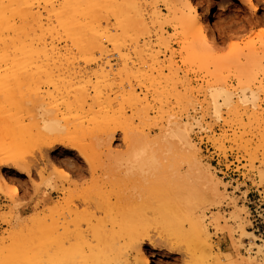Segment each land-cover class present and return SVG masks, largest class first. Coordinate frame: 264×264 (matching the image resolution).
Listing matches in <instances>:
<instances>
[{
  "label": "bare ground",
  "instance_id": "obj_1",
  "mask_svg": "<svg viewBox=\"0 0 264 264\" xmlns=\"http://www.w3.org/2000/svg\"><path fill=\"white\" fill-rule=\"evenodd\" d=\"M145 1L0 0V35L3 36L0 38V109L6 104L5 112L9 113L6 114L7 118L0 119V166L30 175L32 170H36L35 164L47 158L50 169L60 179L55 180L51 176L45 178V170L38 169L36 176L41 184L33 188L38 197L36 206L46 204L54 194L69 196L59 210L47 216L53 221L51 237H40L37 241L17 245L18 264H150L143 245L147 242L153 249L160 246L146 234V221L150 218L168 219L169 227H175L176 231L181 223L187 221L190 240L195 241L200 251V256L196 258L195 255L192 260L194 264H224L227 261L225 255L214 253L210 222H207L205 213L208 203H204L211 200L215 204L225 194L222 195L216 175L212 176L209 168L205 170L200 166L197 157L199 148L191 140V133L194 126L211 131L213 125L207 123L204 126L203 121L207 115L220 119L223 110L237 115L250 109L253 111L251 119L258 121L255 110L262 105L260 99L261 93H264V54L259 58L260 51L256 49L255 40L251 39L250 43H244V47L236 46V39L235 44L232 41L230 45L228 41L230 48L226 47L227 50L220 44L219 47L224 50L217 47V53H207L208 49L211 52L215 48L211 44L213 34L208 32L214 29L222 37L231 38L225 29L228 26L214 22L210 8H206V14L200 18V6L192 0H163L169 13L166 14L170 17L165 16L166 19L163 15L162 18L174 28L179 25L182 30L181 46L186 56L180 63L207 70L204 73L207 79L202 80L203 84L195 89L190 79H186L187 74L180 70L183 67L177 66L174 60L172 62L171 56L170 61L167 59L166 74V64L162 62L163 59L160 61L159 50L150 41L142 45L140 41H135L140 34L143 36L141 30L149 34L147 19H155L157 23L161 19L162 12L156 10L157 6L152 4V0L150 3ZM241 1L253 7L254 12L258 11L254 0ZM149 7L155 10L150 13ZM104 13L114 16L116 23L113 26H110ZM144 13H150L146 15L149 18H145ZM103 18L107 21L104 25L101 22ZM152 21L151 25L154 26ZM250 24L252 26L253 23ZM140 28L138 35L136 30ZM132 31L136 34L133 37L135 44L129 46L127 41L131 40L129 32ZM257 34L264 47L262 34L254 32V35ZM59 39H64L66 44L60 46ZM165 42L166 49L168 41ZM109 46L116 51V63L109 58L110 51H113L108 50ZM205 47L207 50L203 53ZM246 49L248 53L245 55ZM75 50L84 58L83 67L80 60L77 61L79 58ZM96 50L99 54L97 57L94 55ZM170 52L173 53V50ZM136 57H139V61L143 59L141 62L146 64V73H136L141 69L135 70ZM92 64L96 66L93 74L88 71ZM42 80L49 88H45L48 90L45 96L41 95V85L38 84ZM141 84H144L145 90ZM140 86L142 92L138 90ZM196 92L203 94L202 101L198 102L200 114L190 115L185 111L187 114L183 120L182 116L185 115L180 113L182 110L176 112L173 104L171 112H162V104L165 100L168 104L172 98L176 99L178 105L185 107V102L192 107ZM157 102L159 106L156 110L160 116L151 119L150 111L156 108ZM127 109L135 112L129 115ZM193 109L197 111L196 107ZM136 119L140 120V124H136ZM150 120L163 126L160 135L154 139L147 132ZM118 136H121L122 151L112 148ZM56 147L75 151L76 162L73 165L67 159L52 162L53 158L48 155ZM33 149L39 154L38 159L28 156ZM184 163H187L186 171L182 167ZM112 177L126 181L125 186L122 184L123 187H118V191L115 188L116 192L110 194H106L107 191L105 194L97 192L100 189L98 187L96 190L97 181ZM77 178L81 182L77 183ZM14 179L1 176L0 181V187H4L1 190L5 192L2 194L8 193L12 199L20 193V186ZM113 197L116 200L111 203ZM181 199L185 206L180 204ZM149 201L156 204L152 202L149 205ZM99 204L106 206L107 210L103 209L98 217L102 210L97 211ZM80 206L82 210H79ZM180 206H184V209ZM84 216L111 219L112 228L109 231L101 228L83 231L77 225L71 230L67 222L59 224V220L63 222ZM16 218V222L21 220L20 215ZM220 218L219 215L213 220L216 228ZM127 237L129 244L125 249L128 251L122 253L124 245L121 240Z\"/></svg>",
  "mask_w": 264,
  "mask_h": 264
},
{
  "label": "rangeland",
  "instance_id": "obj_2",
  "mask_svg": "<svg viewBox=\"0 0 264 264\" xmlns=\"http://www.w3.org/2000/svg\"><path fill=\"white\" fill-rule=\"evenodd\" d=\"M147 1L150 3L151 0H146L145 3ZM192 1L196 5L198 4L197 6H200V7H198L199 12H200V18L202 16H204L206 14L207 10L210 8V10L212 11V13L210 12V14L212 15V20L214 22H216L217 24H219L220 26L221 25L222 26H228L225 29L228 32L229 36L233 37V38L232 37L231 38L230 37L224 38L221 36L220 33L215 32L214 29L212 28L213 32L209 31L208 33H210V35L213 34V35H211V37L213 36L212 38H213L216 46H215L213 40H211L212 38L210 37L211 44H212L213 48L214 47L215 48L212 49V51L210 52V51H208L209 49L207 50L206 49L207 47H205L204 52L202 51L203 53H205V51L207 50L206 51L207 53L215 54L218 52L217 47L220 50L222 45H224L223 48L225 50H227L230 48V45L233 44L232 41H234V40L236 41V39H237L238 43H236L234 41V44L236 43V46L238 44L239 46L241 45V47H244L245 46L244 43H246V44L250 43L251 42L250 39H251V40H255L254 42L256 43V46H257L256 49L258 48V50L260 51L258 53L259 58L264 54V52H263L264 47L260 43V40H259L260 37L258 38V34H257V36L254 35V32L256 34L259 31V34H262V36L261 35L260 36L264 38V0H254V4L258 7V11H255V12L253 11L254 9H252L253 7L251 8L250 5L246 4L245 2H243L241 0H210V1L209 0H205V1L204 0H192ZM151 2H152V4L154 3L153 5L157 6L156 10L158 12H162V14H160V16H161V19H163V21H161V23H160V20H161L160 19L159 20L160 24H159V23H157L158 21L154 22L155 19H154V21H152L151 18L147 17L148 14H150L152 11L155 10V9L152 10L153 7H149L148 12H150V13H147V14L144 13V16H145V18H149L154 23V26L151 25V21L149 19H147L146 22L149 23L148 27L150 29L147 32L149 34L146 35L145 34L146 32L142 31L141 30L142 28H140V29L136 30V32H138L137 33L138 35H139V33L142 32L143 36H141V34H140V37L138 36L137 37L138 39L135 41H140L141 45L144 42L148 43L150 41L151 42L150 44L152 46H154L155 49L157 48L159 50L160 61H162V59H163L162 62L163 63L165 62V64H166L164 66V70H166V74L168 73L167 72L168 70L165 67L169 64V63L167 64V62L170 61L169 59L171 58L172 59L171 61L173 62V60H174V62L177 66L184 68V69L182 68L180 70L183 71L184 74H187L186 79H188V80L190 79L189 81H191L192 87H194L195 89L196 88L198 89V87H200L203 84V81H205L207 79L204 77L207 70H204V68H198V66L197 67L196 66L191 67V66H189V64L188 65L182 64L184 56H186L185 55L186 52H184L185 50H182L183 47L181 46L182 38H180V37H182L181 36L182 30H180V26L178 25L177 28L176 27L174 28L173 25H170L168 20L166 21V19H168L170 16L168 15L169 13L163 4L164 3L163 0H158V1L152 0ZM204 5H205V7H204ZM158 7H159V9H158ZM206 8H207V10H206ZM204 10H205V12H204ZM201 11H202V13H201ZM145 12H146V10H145ZM166 13H168V14H166ZM251 13H253V14H251ZM104 15H102V17L103 16L105 18L108 17V19H109L108 21H110L108 23H110V26H113L114 23H116L114 16L112 14L104 13ZM106 15H107V17H106ZM162 16L166 19L164 20V18H162ZM165 16H167L168 18ZM221 16H223L224 19ZM256 17H257V19H255ZM105 18H103L104 21L101 19V22L103 25H104V23L107 22ZM246 20H248V21H246ZM253 21L256 23H254ZM246 23H248V26L246 25ZM250 23H253L256 25L252 24V26H251ZM241 25L242 26L244 25V26L242 27ZM253 26H255V27H253ZM244 27H246L247 29H245ZM260 27H262V29ZM234 28H235V30H234ZM236 28H237V30H236ZM175 29L177 31H180V32H177V31L175 32ZM238 29H240L239 31H241V32H239ZM252 29H253V31H252ZM140 30H141V32H139ZM249 30H251V31H249ZM143 32H144V34H143ZM243 32H245L246 34ZM252 33H253V35H251ZM130 34H131L132 38H131V40H129L130 38L128 39L129 41H127L128 42L127 45L132 46V44L133 45L135 44V41H134L135 38H133V37H135L136 34H135V31H134L135 35L133 34V31L129 32V35ZM161 34H162V37H164L163 38L164 42H165V40L168 41V44L166 45V47H167L166 49L164 48L165 47L164 45L167 42H165V43L163 42ZM178 35H180V36H178ZM239 35L241 36V38L239 37ZM250 36H252V37H250ZM2 37L3 36L0 35V38H2ZM159 37H161L160 39L162 40V42L159 39ZM235 37H237V38H235ZM242 37H244V38H242ZM140 39L143 41H141ZM247 39H249V40H247ZM59 40H58V42H60V46H64L66 44L64 39H62V41H61V39H59ZM222 40L224 41V43ZM130 41H133V42H131V44H129ZM228 41L230 42L229 43L230 45L228 44ZM225 42L229 46H227ZM162 43H163V46H162ZM217 44H218V46H217ZM220 44H221V47H219ZM106 45H108V44L106 43ZM157 45H159V46H157ZM226 47H227V49H226ZM223 48H221V50H224ZM110 49L113 50V47L109 46L108 50L110 51ZM156 50H155V53H156ZM171 50H173V53L170 52ZM180 50L184 54H182V52H180ZM80 51L82 52V50H80ZM76 52L77 51L75 50V53ZM114 52H116V51L113 50V51H110V53H109L110 54L109 58L112 61V63H116L117 62L116 60H118V58ZM247 53H248V49L245 50V55ZM76 54L78 55V56L76 55V57L79 58V59H77V61L80 60L79 63L80 64L82 63L81 66L83 67L84 65H83L82 59H84V58H83V56H81L82 54H80V52H77ZM162 54L164 55V57ZM173 54H174V56H172ZM94 55H95V57H97V55L99 56L97 50L95 51ZM167 59H168V61H167ZM181 59H182V61H181ZM135 60H136L135 70L137 69V71H138L139 68L142 69V70L139 69V71L136 73L141 74L142 71L144 73H146V64H143L141 62L143 59L140 58V61H139V57H136ZM180 62H182V63H180ZM211 66L212 65H210V68H209L210 71L212 70ZM95 68H96L95 64L89 65L88 71L93 74L96 70ZM92 69H94V70H92ZM185 69L188 71H186ZM181 75H183V73H181ZM41 82H43L45 85ZM38 84L41 85L40 86V92H42L41 95L45 96V94L48 92V90L46 91V89H49V88H47L48 86H46L48 84L46 82H44V80L40 81V83H38ZM42 85H44V86H42ZM141 86H143L142 87L143 89L145 88L144 84L143 85L141 84ZM141 86H140V88H138L139 91L141 90ZM43 92H44V94H43ZM140 92H142V90ZM151 99H152V96H150V100ZM194 99H195V101H194ZM194 99L192 100L191 104H192L193 108L194 107L197 108L196 109L197 111H194V109L192 107H190L191 106L190 104H189L190 106H188V103L184 102L185 107L183 106V104L182 105L176 104L175 103L176 99L172 98L171 100H173V101L170 100L168 104L166 103L165 99H164L165 100L164 103H166V104H164L163 102H162L163 104L161 103L163 105L162 112H164L166 110L167 111L166 113H168V112L172 111V108H176L175 111L177 112V111L182 110V111H180V113H182L183 115H185L187 113H189L190 115L200 114L201 110L198 106V102L202 101L203 94L202 93L197 94V92H196ZM260 102L262 105L259 107V109L255 110V113L257 115V118H255V119L259 118L257 122H256V120L254 122V120L251 119L252 118L251 115H253V111H251L250 109L247 112H243V111L241 112L240 111V113L237 115L233 114L232 112H230L228 110H223L220 119L217 120V119H214L213 117H211L210 115H207L205 120L203 121L204 126H207L206 125L207 123L213 125L211 127V131L210 130H200L198 126H196V127L194 126L195 129L191 133V140L197 146V149L199 148L197 157H199L198 159H199L200 163L202 164V165L200 164V166L204 167L202 169H205V170L209 168L210 170L208 169V171L210 173L212 172L211 173L212 176H214L213 174L216 175L215 176L216 178L215 177H213V178L217 179L216 181L219 183L220 189L222 188L221 189V191L223 193L222 195L225 194L223 199L221 198L220 200H218V202L215 203L216 205L213 203L215 201H211V200H206V201H204V203L205 204L208 203V204H206L207 207L205 206V213H206V218H208L207 222H210V223H208V225H209V232L211 233L210 235H211V239H212V244H214L213 245L214 246V253L217 255H220V254L225 255L226 259H227V261H225L226 264H238V263L239 264H248V263H250V264H264V119H263L264 118V93L263 92L261 93ZM193 103H194V106H193ZM169 104H170V107H168ZM4 105L6 106V104H4ZM4 105H2V107H1L4 110V112L2 109H0L1 110L0 119H2V117L7 118L8 117L7 115H9V113H7V111L5 112L6 107ZM3 106H4V108H3ZM157 106H159V102H157L156 108L153 111H150L151 119H153V117L156 118V117L160 116V114L157 113V110H156L158 108ZM186 106H188V107H186ZM166 107H168V108H166ZM184 109H186V110H184ZM183 110H184V112H183ZM127 111L129 113V115L133 112V111L130 112L129 109H127ZM23 113L25 115V112H23ZM241 113H243V114L241 115ZM185 117H186V115L182 116L183 120ZM248 118H249V120H248ZM250 119H251V121H250ZM136 121H137L136 124H140V120L136 119ZM148 125H149V127H148L149 130L147 132L150 133V136L153 139L158 137L161 133V128L163 127L162 124H157V122H155V120H150ZM198 130L201 132H199ZM204 131H206V132H204ZM117 139H118V141H116L112 145V148H113V150H116V151H122L123 145H122L121 136H118ZM33 151L31 152L32 154L27 153L28 156L29 157L31 156V158L36 157V159H38L39 154L36 153L35 149H33ZM45 155H46V153H45ZM48 156L51 159L53 158L52 162H54V163L57 160L62 161L63 159L64 160L67 159V160H69L71 165H73L76 162L75 157L77 156V153L75 151H72V150L69 151L68 149H66L64 147H56L54 149V151L52 153H50V155H48ZM43 160H44L45 164L43 163ZM43 160L39 161L38 165L35 164L36 170L34 169L35 168L34 167L33 168L34 170H32L30 175L20 174V173H18V170H16V169L0 166V181H1V176H6V177L10 176V178H12V179H14L16 177L14 179V181L16 180L15 183H17V185L20 186V187L19 186L18 187L20 188V193H21V194L19 193L20 197L17 195L16 196L17 198L14 197V199H12V198H10L11 196H10V194L8 195V193L2 194V193H5L1 190L4 187L3 186H2V188L0 187V264H18V262L16 261V258H17V253H18L17 245H19V243L20 244H22L23 242L30 243V242H33L34 240L37 241L40 237H44V238L51 237L52 230H53L52 229L53 221L51 219H49L47 216L50 213L59 210L60 207L65 203V201H64L65 199L68 200L69 196H67V195L54 194L46 204L38 206V207L36 206V204H37L36 199L38 197L34 194L33 188L36 185L41 184L39 182L41 180H39V177L36 176L37 171L45 170V176L47 175L46 177L44 176L45 178L51 176L55 180L60 179V177L57 176V174H55L52 169H50L51 166L49 165V162L47 163L48 159L44 158ZM46 164H47V167H46ZM185 165H187V163H184V165L182 164V167L186 171L187 166H185ZM184 170L182 172H184ZM33 171H36V173ZM52 171H53V173H52ZM47 172H50V173H47ZM112 178L109 180H107V178L106 179L104 178L103 180L97 181L96 190L98 189V187L100 188L97 190V192L99 191V192L105 194V192L107 191L108 193L106 192V194H110V193H114V192L118 191L120 189L118 187L125 186L124 184L126 181H124L122 179L116 180V179H114V177H112ZM77 179H78V180H76L77 183L81 182L79 178H77ZM220 180H221V182H219ZM21 182L25 185H23ZM220 183H223V184L220 185ZM122 184H123V186H122ZM224 184L226 186H223ZM147 185H148V183L146 182V186ZM149 185H150V183H149ZM0 186H1V182H0ZM150 189H155V188L151 187ZM102 191H104V192H102ZM225 196H227V197L225 198ZM115 200H116V198L113 197L111 200L113 202H111V203H114ZM152 202L149 201V205ZM179 202H180V204L184 205L183 199L179 200ZM153 204L155 205L156 203L153 202ZM101 205L99 204V207L97 208L98 210L96 209L99 212L102 208V210L97 214L98 217H99L100 213L103 211V209H104V211H105V209L107 210L106 206L102 205V207H101ZM184 206H180L182 210L184 209ZM93 209L95 210V208H93ZM93 209L91 210L92 212H93ZM79 210H82L81 206L79 207ZM217 213H219V215L221 216L220 223L218 224L219 225L218 228H216L217 225L213 223V220L215 219V217L216 218L219 217V215H217ZM17 215L21 216V220L19 222H16V219H17L16 216ZM97 216H95V217H97ZM213 216H214V219H213ZM95 217L93 218V216H86V217L84 216V217H78V218H73V219H69V220L67 219V220H64L63 222H61L62 220H59V224L62 225L63 223L65 224L67 222L68 225L71 227L70 228L71 230L74 229V226L76 227V225H77L78 227H81V229L83 231L86 229H92V228L94 230L96 228L95 231H97L100 228H101V230L104 229L106 231H109L112 228L113 222L111 219H109V220L108 219H101V218L97 219ZM70 220H72L73 223H71L72 221H70ZM87 220H89V221H87ZM150 220L148 219L146 221V234L148 236H151L153 238V240L155 239L156 240L155 242L158 245H160L156 249H153L149 244H147V242H146V245H143V248L145 249L144 253L146 255H148L147 257L150 259V264H194L192 262V260L195 258V255H196V258H198V256H200V254H199L200 251H199V248L197 247L195 241H194V243H195L194 244L193 241L190 240L189 236L191 235V233L189 232V226L187 224V221L186 222L184 221V223H181L179 228L177 229L178 231H176L175 227H169V225L167 223L168 219H160V218L151 219L150 218ZM220 224H221V226H220ZM101 226H103V227H101ZM165 228L166 229L168 228V229L164 230ZM229 230L231 233H229ZM181 232H182V234H180ZM183 233L186 235L184 236ZM26 235H28V236H26ZM178 236H180L181 238ZM27 237H28V239H27ZM186 238H188V240ZM121 241H122V244L124 245V250H122V253L123 252L126 253L128 251V249H125V248L129 244L128 243L129 237L124 238ZM94 242L95 243H93V245L95 246L96 241H94ZM100 247H101V245L99 244L98 248H100ZM121 255L124 256V254H121ZM228 256L230 257V259ZM1 260H2V262H1Z\"/></svg>",
  "mask_w": 264,
  "mask_h": 264
}]
</instances>
